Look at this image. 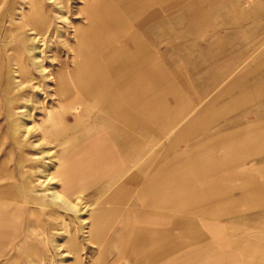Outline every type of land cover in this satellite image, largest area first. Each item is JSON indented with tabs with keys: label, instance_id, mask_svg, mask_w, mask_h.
<instances>
[{
	"label": "crops",
	"instance_id": "crops-1",
	"mask_svg": "<svg viewBox=\"0 0 264 264\" xmlns=\"http://www.w3.org/2000/svg\"><path fill=\"white\" fill-rule=\"evenodd\" d=\"M149 25L136 17L96 23L91 28L95 36L82 38L62 71L63 86L57 92L65 128L58 140L66 148L58 165L65 166V177L59 167L57 181L61 189L64 180L71 181L74 187L65 189L80 191V197L92 188L103 191L100 201L110 192L120 199L122 209L115 220L139 223L143 230L137 231L144 237L161 239L166 258L160 264L211 263L224 251L232 222L245 216L233 208L247 206L253 193L262 192L258 183L264 174V113L218 118L216 87L193 95L187 83L177 79L160 43L148 42ZM82 26L86 31L87 21ZM245 102L240 96L230 106L236 109ZM17 168V179L8 176L11 182L0 184V250L7 246L11 255L19 253L31 231L29 223L38 220L34 212L39 211L33 208L41 203L27 182L29 175L22 173L23 163ZM123 205L137 211L124 212ZM27 211L31 219L25 217ZM217 237L220 246L210 241Z\"/></svg>",
	"mask_w": 264,
	"mask_h": 264
},
{
	"label": "rangeland",
	"instance_id": "rangeland-1",
	"mask_svg": "<svg viewBox=\"0 0 264 264\" xmlns=\"http://www.w3.org/2000/svg\"><path fill=\"white\" fill-rule=\"evenodd\" d=\"M84 1L93 0H0V174L2 177L5 174L0 184L11 182L5 176L18 178L17 163L20 162L29 175L27 182L38 195L45 197V201L33 208L39 211L34 212L38 220L34 225L29 223L31 231L24 239L30 240V245L35 241L40 252V261L31 264L72 262V255L60 247L64 226L76 230L84 245L82 264H93L98 254L96 248L89 247L80 226L87 218L86 207H96L103 191L86 189L84 196L81 195V203L71 207L53 201L48 191L51 187L61 190L56 171L66 143L58 140L63 137L65 127L57 80L79 49L75 29H80L86 22L81 11ZM115 4L119 14L107 12L93 25L104 21L123 23L134 17L138 22L150 23L145 34L148 42L152 46L160 43L177 79L187 83L193 95L216 87L218 118H253L255 113H264V0H116ZM22 14L34 21L37 18L36 28L27 21L22 22V29L14 28ZM35 38L32 57L26 58L32 79L19 81L14 57L25 40ZM7 63L11 66L9 72ZM8 74L19 98L14 100L16 105L11 109L17 113L21 124L18 136H13L14 126L11 116L6 114L7 104L2 92ZM13 96V93L9 95L12 99ZM240 96L246 102L233 109L230 102ZM68 145L70 149L71 143ZM48 172L54 174L50 182L45 180ZM255 194L250 196L254 199L242 206L243 209L240 206L233 208L235 214L245 216L232 222L231 236L223 239L224 251L217 253L215 261H202L201 264H264V204H261L264 192ZM72 198V202H76L75 196ZM123 208L124 212L137 211L133 206ZM29 212L25 216L27 219H31ZM130 224L129 236L130 232L134 235L129 237L130 249L138 248L137 240L159 239L144 237L143 232L137 231L143 230L139 223ZM119 244L122 245L121 240ZM132 252H124L122 255L129 256L117 260L114 251L108 255V263L114 260L113 264H134L139 258L140 247ZM11 253L7 246L2 248L0 264H7ZM165 258L166 254L162 259ZM23 264L27 262L23 261Z\"/></svg>",
	"mask_w": 264,
	"mask_h": 264
},
{
	"label": "bare ground",
	"instance_id": "bare-ground-1",
	"mask_svg": "<svg viewBox=\"0 0 264 264\" xmlns=\"http://www.w3.org/2000/svg\"><path fill=\"white\" fill-rule=\"evenodd\" d=\"M116 0H93L91 2L88 1H84L81 7V11L84 12V17L88 23V29H91L94 25L93 22L100 18L102 15H104L107 12H117L119 14V11L117 10V6L115 4ZM80 5V6H81ZM27 14H22L21 16V20L19 23H17L14 28H19L22 29V22L27 21V23L32 27V28H36V25L38 23V20L36 18V21H34V18H26ZM125 16V15H124ZM120 22V21H118ZM121 23V22H120ZM13 28V29H14ZM85 28L84 26H80V29H75V33L78 32V35L75 34V38L77 39V42L80 44L82 38H86V37H94L96 33H94V31H92V29L90 30V33H86L85 34ZM83 32V33H81ZM106 32V30H105ZM107 33V32H106ZM105 38V37H104ZM87 39V38H86ZM37 39L35 38L33 41H28L25 40L21 46V51L19 53H17V55H15L14 57V61L16 62V75L19 78V81H24V80H30L32 79V76L30 74V69L28 67V65L26 64V58L27 57H32L30 55V53L32 52V48H33V43L36 41ZM107 40V39H106ZM85 41H83L84 43ZM88 44V43H87ZM106 44V43H105ZM108 44V42H107ZM110 47V51L112 50L111 46ZM92 48V47H91ZM115 48V47H114ZM118 49V48H117ZM91 50V49H90ZM85 51V50H84ZM116 51V49H115ZM92 52V51H91ZM114 52V51H113ZM81 53V52H80ZM86 53V52H85ZM93 53V52H92ZM109 53V52H108ZM110 54V53H109ZM83 57V55H82ZM85 57V56H84ZM83 57V58H84ZM94 57V56H93ZM103 57V56H102ZM35 59H37V56L34 57ZM95 59V58H94ZM97 59V58H96ZM98 62V61H97ZM103 62V61H102ZM100 65V64H99ZM11 66L7 63L6 65V70L9 72L10 71ZM80 71V70H79ZM78 71V72H79ZM94 72V71H93ZM91 76V75H90ZM88 77V76H87ZM86 79V78H85ZM96 79V78H94ZM109 82V80H108ZM133 83V82H132ZM127 84V82H126ZM98 85V84H97ZM113 85V84H112ZM125 85V84H124ZM130 85V84H129ZM63 86V78L62 75L59 76L58 80H57V88ZM135 86V85H133ZM138 86V85H137ZM15 85L12 81V79L10 78V75H7L6 80L4 81V84L2 86V92L5 95V100H6V104H7V109H6V114L11 116V121H12V127L14 126L13 130V136H18L19 134V128H20V121L18 119V115L15 112H12L11 109H14L15 105L14 100H19L18 95L16 94V89H15ZM98 87V86H97ZM100 87V86H99ZM109 87V86H108ZM124 87V86H123ZM122 87V88H123ZM141 87V86H140ZM81 89V88H79ZM83 89V88H82ZM124 91V89H122ZM145 90V89H144ZM107 91V88H106ZM82 92V91H80ZM102 92V91H101ZM116 92V91H115ZM134 92V91H133ZM140 92V91H139ZM13 93V99L11 97H9L10 94ZM131 93V92H129ZM147 93V91H146ZM87 94V93H86ZM115 94V93H114ZM120 96V94H118ZM128 95V94H127ZM86 96V95H85ZM122 96V95H121ZM83 97V96H82ZM105 97V94H104ZM115 97V96H114ZM117 97V96H116ZM119 98V97H118ZM104 99V98H103ZM107 99V98H106ZM111 99V98H109ZM115 99V98H114ZM146 99V98H145ZM150 99V98H149ZM105 100V99H104ZM147 100V99H146ZM145 100V101H146ZM110 101V100H109ZM115 101V100H114ZM144 101V102H145ZM153 101V100H152ZM111 102V101H110ZM121 102V101H120ZM139 103V102H138ZM155 103V102H154ZM13 104V105H12ZM118 104V103H117ZM120 104V103H119ZM129 104V103H128ZM148 104V103H147ZM150 104V103H149ZM141 105V104H140ZM143 105V104H142ZM141 105V107H142ZM153 105V104H152ZM110 106V104H109ZM127 106V105H125ZM136 106V105H135ZM151 106V105H150ZM113 107V106H112ZM118 107V106H117ZM110 108V107H109ZM123 108V106H122ZM112 109V108H111ZM119 109V108H118ZM142 109V108H141ZM115 110V109H114ZM135 110V109H134ZM128 111V110H126ZM134 112V111H133ZM124 113V112H123ZM122 113V114H123ZM115 114V113H114ZM127 117V116H126ZM118 120V119H117ZM127 120V119H126ZM145 122V121H143ZM124 123V122H123ZM123 125V124H122ZM16 126V127H15ZM127 128V127H126ZM159 128V127H158ZM18 141V140H16ZM57 158V157H56ZM191 159V158H190ZM99 161V160H98ZM90 162V161H89ZM2 165V164H1ZM92 165V164H91ZM60 167V169L62 168V176L65 177V166L62 164H59L58 168ZM1 168V167H0ZM53 168V167H52ZM51 168V169H52ZM87 168V167H85ZM84 168V169H85ZM89 168V167H88ZM87 170V169H85ZM9 171V170H8ZM260 171V170H259ZM264 171V170H262ZM82 172V171H81ZM4 173V172H3ZM22 173L27 174V171L24 170L22 168ZM79 173V172H77ZM259 173V172H258ZM261 173V172H260ZM8 174V173H7ZM104 174V173H103ZM154 174V173H153ZM239 174V173H238ZM251 174V173H249ZM254 174V173H252ZM5 175V174H4ZM3 175V177H4ZM157 175V174H156ZM207 175V174H206ZM204 175V176H206ZM236 175V174H235ZM243 176V174H241ZM247 175V174H246ZM262 178L259 179V183L258 185L261 186L260 189H262V192H264V174H262ZM245 176V174H244ZM249 176V175H248ZM253 176V175H251ZM260 176V174H259ZM1 177V174H0ZM8 177V176H7ZM54 177V174H52V172H48V174L46 175V181L50 182ZM72 177V176H71ZM89 177V176H88ZM112 177V176H111ZM151 177V176H150ZM234 177V176H233ZM238 177V176H237ZM236 177V179H237ZM256 177V176H255ZM261 177V176H260ZM87 178V177H86ZM110 178V177H109ZM197 178V177H196ZM239 178V177H238ZM245 178V177H244ZM259 178V177H256ZM24 179V180H23ZM57 179V178H56ZM85 179V178H84ZM235 179V180H236ZM22 182L24 183L25 178H23L22 176ZM150 180V179H149ZM194 180V179H192ZM85 181V180H84ZM232 181V180H231ZM53 182V181H52ZM59 182V181H58ZM116 182V180L114 181ZM168 182V181H167ZM121 183V182H120ZM222 183V182H221ZM232 183V182H231ZM79 184V183H78ZM185 184V183H184ZM249 184V183H248ZM65 185H72L71 181L67 180L65 183V180L62 184L63 188L61 190H57L54 187H51L49 191L50 194V198L53 201H59L61 202L64 206L66 207H71L72 204H80V195H77L79 192H72L71 190L65 189ZM164 185V184H163ZM167 185V184H166ZM245 185V184H244ZM73 186V185H72ZM179 186V185H178ZM74 187V186H73ZM250 187V186H249ZM208 188V187H207ZM252 188V187H251ZM254 188V187H253ZM243 189V188H242ZM258 189V188H257ZM259 189V191H260ZM255 190V189H254ZM248 191V190H247ZM246 191V192H247ZM258 191V192H259ZM159 192V191H158ZM161 192V191H160ZM133 193V191H132ZM150 193V192H149ZM148 193V194H149ZM155 193V192H154ZM248 193H252V190H249ZM77 195L75 197L76 202H72L71 196L74 197V195ZM152 194V193H151ZM131 195V194H130ZM253 195V194H252ZM256 195V194H255ZM258 195V194H257ZM256 195V196H257ZM84 196V195H83ZM109 198L102 200L96 207L94 208H88L86 207L85 211L87 214V218H85V221L81 224V228L80 230L82 231V233H84L85 235H83L85 237V240L90 243L91 248H96L97 249V257L95 259V261L93 262V264H113V261L111 263H108V255H110L111 253H113L114 251L116 252V258L117 260H120L121 258H124V255H122L124 252L130 253V251L132 250L133 252L135 251V249L138 251L139 247L141 252L139 253V258L135 259L134 264H160L163 261V254L162 253V241L161 239H156L154 241H148L145 242V240H137L136 242V246L138 248L134 249H130V243L129 242L131 236H129V230L131 229L130 227V223H126V222H122V221H114L113 219H117L116 217L119 216L118 214L121 212L122 206L119 205V202L121 201L120 199H116L114 198L115 196L112 195V193L110 192ZM163 197V196H162ZM262 197V196H261ZM39 198L41 200V202L45 201V197H43L42 195H39ZM223 198V197H222ZM253 199V197H251ZM256 198V197H255ZM232 199V198H231ZM243 199V198H242ZM249 199V197H248ZM247 199V200H248ZM251 199V200H252ZM151 200V199H150ZM214 200V199H213ZM106 201V202H105ZM238 201V200H237ZM150 202V201H149ZM208 202V201H207ZM261 202V200H260ZM264 202V201H263ZM115 203V204H113ZM164 203V202H163ZM205 203V202H204ZM214 203V202H213ZM216 203V202H215ZM235 203V201H234ZM242 203V202H241ZM147 204V203H146ZM161 204V203H160ZM244 204V203H243ZM247 204V202H246ZM159 205V204H158ZM201 205V204H200ZM204 205V204H203ZM171 206V205H170ZM197 206V205H196ZM237 206V205H236ZM241 206V204H240ZM256 206V205H255ZM124 207V205H123ZM130 207V206H128ZM242 207V206H241ZM245 208V207H244ZM243 209V207H242ZM239 209V210H242ZM247 209V208H246ZM191 211V210H189ZM230 211V210H229ZM232 211V210H231ZM205 213V212H203ZM159 215V214H158ZM84 224H86V226L84 227ZM218 230V229H217ZM64 235H63V243L60 244L61 248H64V252L66 251L67 253H70L72 255V262L70 264H82V258H81V252L84 249V245L83 243L79 240L78 237V233L76 232V230H70L67 226H64ZM130 237V238H129ZM223 239V238H222ZM119 240L122 241V245L119 244ZM187 240V239H186ZM203 239H199L198 241H201ZM219 240L218 237L217 238H213L210 239V241H212V244H215L217 242V245L220 246L219 244ZM214 241V242H213ZM228 241V240H227ZM30 240H24L21 241V247L18 248V254L17 255H11V257L7 260V263L9 262H23L26 261L27 264H31L34 262L40 261V252L38 251V249H36L34 246L32 247V245H30ZM198 243V242H197ZM201 244V243H200ZM244 246V244H243ZM246 246V245H245ZM226 247V246H225ZM221 249V248H220ZM262 251V250H259ZM132 252V253H133ZM25 256H22V255ZM21 256V257H20ZM127 257V256H126ZM208 257V256H206ZM38 258V259H37ZM95 258V257H94Z\"/></svg>",
	"mask_w": 264,
	"mask_h": 264
}]
</instances>
